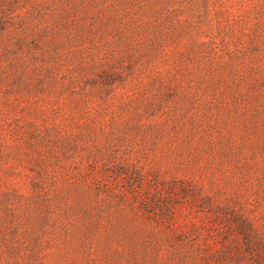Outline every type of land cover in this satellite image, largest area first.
<instances>
[{
    "label": "rangeland",
    "instance_id": "374dc122",
    "mask_svg": "<svg viewBox=\"0 0 264 264\" xmlns=\"http://www.w3.org/2000/svg\"><path fill=\"white\" fill-rule=\"evenodd\" d=\"M0 264H264V0H0Z\"/></svg>",
    "mask_w": 264,
    "mask_h": 264
}]
</instances>
